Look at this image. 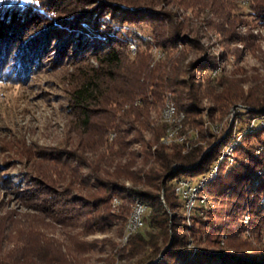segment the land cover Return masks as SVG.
Returning <instances> with one entry per match:
<instances>
[{
    "label": "trees",
    "instance_id": "1",
    "mask_svg": "<svg viewBox=\"0 0 264 264\" xmlns=\"http://www.w3.org/2000/svg\"><path fill=\"white\" fill-rule=\"evenodd\" d=\"M145 3L154 0H0V79L23 80L59 50V59L50 62L73 66L69 106L76 126L91 136L92 151H99L95 164L75 150L43 151L41 157L55 163L54 170L61 165L57 179L38 173L30 179L34 184L6 181L36 213L33 222L45 224L47 219L59 227L81 229L67 241L40 230L34 235L14 232L17 220L7 212L0 216V264H86V253L102 252L106 246L110 253L99 258L100 264L140 255L142 264H264V91L232 92L224 76L210 75L216 67L212 56L187 61L188 48L203 49L198 38L180 34L172 13H158ZM251 6L264 20V0H253ZM156 13L163 18L151 27L153 42L142 40L132 55L129 43L138 40L139 25L147 27ZM54 44L49 56L39 55L43 45ZM152 45L163 58L155 60ZM219 86L222 90L215 92ZM167 93L182 117V135L187 123L203 126L204 118L194 115L202 112L204 99L216 103L208 116L238 104L243 108L236 109L234 122L219 135L194 127V135L206 146L194 143L195 136L167 144L168 130L177 124L149 113L155 104L163 105ZM132 131L135 135L128 138ZM132 143L142 146V164L135 168L139 154L127 150ZM229 146L231 153L225 154ZM107 157L127 158L112 178L104 177L98 165ZM214 166L216 175L209 179ZM193 176L208 179L199 197L204 203L198 200L188 214L187 197L175 190L180 179ZM74 185L103 194H72ZM113 198L119 200L117 212L110 209ZM136 201L148 206L144 226L124 245L79 238L106 230L113 219L122 221V237Z\"/></svg>",
    "mask_w": 264,
    "mask_h": 264
},
{
    "label": "rangeland",
    "instance_id": "2",
    "mask_svg": "<svg viewBox=\"0 0 264 264\" xmlns=\"http://www.w3.org/2000/svg\"><path fill=\"white\" fill-rule=\"evenodd\" d=\"M252 1L199 0L195 4L192 0H154L153 4L145 3V5L158 13L164 11L172 13L174 22H177L182 28L180 34L184 33L183 35L188 38H198L203 49L188 48L187 61L202 55L214 57L216 67L210 71V75L213 77L219 76V74L224 76L225 80L230 81L229 85L232 92L237 91L247 95L264 91V20L258 18L251 6ZM159 18L162 19L163 17L157 14L151 19L150 23H146L147 27L143 24L139 25L138 40L129 43L132 55L135 54L136 46H142L143 41L153 42L150 30L153 25L159 26ZM146 32L149 33L146 34ZM152 46L151 51L155 60L163 58L164 53L155 45ZM54 49H56V44L51 47L43 45L41 48L43 54L39 55L46 58ZM58 51L53 52L55 58L50 61L59 59L60 54ZM50 61H47L46 64L45 62L40 64L35 70H30L23 80L0 79V216L7 212L12 213L14 220H17L14 232L20 229L34 235V231L40 230L49 236L67 241L68 235L75 234L81 228L59 227V225L51 224L47 219L44 221L45 224L39 225L33 222L32 218L36 213L27 208L17 198L12 185L13 181H11V185H6V181H18V179L22 180L24 185L31 184L30 179L38 173L46 179H57L60 176L61 165L57 164L59 170H54L51 165L55 163L41 157L43 151L48 152L54 149L75 150L84 156L90 157L94 164L99 158V151H92L94 148L92 147L91 136L88 133L84 135L82 129L76 126V116L69 106L70 84L72 81L70 74L73 71V66L67 64V62L52 63ZM220 90H222L221 86L215 92ZM169 101H173L171 93L165 95L163 105L159 103L153 106L149 112L151 117L161 114L162 120L166 121L164 110ZM213 104L216 103L211 102L209 99L203 100L202 112L199 115H194L204 118L203 126L195 125L198 123H187L185 125L187 137H194L196 132L194 129L197 128L199 130L208 128L216 135L221 134L224 128H230L234 122L236 109L243 108L238 104L226 108L223 112L213 111L212 115L208 116L207 111ZM181 119V116H177V124L180 127H182ZM260 124L264 125V120ZM251 125L250 123L247 125L249 130H251ZM195 126L197 128H194ZM145 134L146 138L150 136L148 132ZM134 135L135 132L132 131L128 138H133ZM113 136L114 133H111L109 139H112ZM196 140L201 142L202 145L206 142L198 138L197 135L193 140L194 143ZM231 147L229 146L225 154L231 153ZM127 150L139 154L135 165L131 168L141 165L142 146L139 143H132ZM126 162L127 158L125 157H115L113 160L107 157L105 161L98 162V165H100L104 177L109 176L112 178V172L119 170V167L122 168ZM103 170L108 171L109 175ZM213 171L208 178L213 173H215L214 176L216 175V166L213 167ZM199 178V176H193L189 179L195 183L202 177ZM119 181L127 186L133 185L131 181L125 178H120ZM200 182L198 183L200 184ZM55 185L58 189H61L60 186ZM65 185H67V181L64 182L63 186ZM138 187L142 188L141 185H138ZM201 193L200 190L195 203L198 200L204 203L199 199ZM72 194L89 197L92 194L99 196L103 193L74 185ZM204 199H206V202V195H204ZM116 200L118 203H116ZM118 204L119 200L113 198L110 209L117 212ZM189 212L190 210L187 208V213L189 214ZM25 215L29 216L25 217ZM82 220L78 221L79 225ZM121 223V220L113 219L106 226V230L79 235V238L88 242L97 241L98 243H101L100 240L108 239L120 247L127 242H123L124 235L122 237L118 236ZM109 253L108 246L102 252L98 250L88 252L84 255L88 257L86 264H100L99 258H104ZM142 263L141 255L131 260L122 259L118 262V264Z\"/></svg>",
    "mask_w": 264,
    "mask_h": 264
},
{
    "label": "bare ground",
    "instance_id": "3",
    "mask_svg": "<svg viewBox=\"0 0 264 264\" xmlns=\"http://www.w3.org/2000/svg\"><path fill=\"white\" fill-rule=\"evenodd\" d=\"M177 116L178 115L176 114L175 104L173 102H168L166 105V108L164 110V119L167 122L172 123L174 126V124L175 125L177 124ZM168 131L169 132H168V134L164 140L165 143H167V144H169L173 141L183 142L186 139V135L181 134L180 126L178 124ZM214 174L215 173H213L209 177V179H212L214 177ZM207 179H208L207 177L202 178L201 182L198 181V182H200V184L198 182H197L198 184L194 183L191 187V191H187V195L185 197H187L186 206H187L188 210L191 211V209L193 208V206L195 204V200L198 197V194L200 193L201 188L207 182ZM177 189L179 190V184H178ZM116 203H118L117 200H116ZM147 207L148 206H146L141 201H136L134 203L133 210H132V212L129 216V219L127 220V223H126V233L123 237L124 243L127 241L128 237L131 234L135 233L136 231H138L140 228H142L144 226V215H145L146 211L148 210Z\"/></svg>",
    "mask_w": 264,
    "mask_h": 264
},
{
    "label": "built area",
    "instance_id": "4",
    "mask_svg": "<svg viewBox=\"0 0 264 264\" xmlns=\"http://www.w3.org/2000/svg\"><path fill=\"white\" fill-rule=\"evenodd\" d=\"M212 171L210 173H212ZM201 180H202V178L200 180H198V181H201ZM197 182H195V183H197ZM193 184H194V182L191 179H185V178L180 179V181H179V190H175V191L181 197H185L187 195V191H191V187H192Z\"/></svg>",
    "mask_w": 264,
    "mask_h": 264
}]
</instances>
